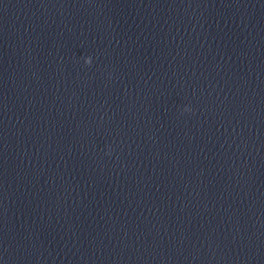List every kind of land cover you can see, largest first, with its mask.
<instances>
[{
  "label": "clouds",
  "instance_id": "1",
  "mask_svg": "<svg viewBox=\"0 0 264 264\" xmlns=\"http://www.w3.org/2000/svg\"><path fill=\"white\" fill-rule=\"evenodd\" d=\"M84 62H85L86 65H89V66H90L91 63H92V58H91L90 56H89V57H86ZM184 111H191V109L188 108V107H186V108L184 109Z\"/></svg>",
  "mask_w": 264,
  "mask_h": 264
}]
</instances>
